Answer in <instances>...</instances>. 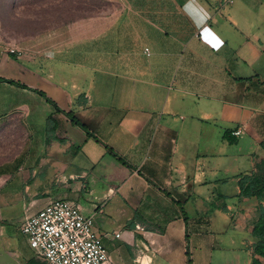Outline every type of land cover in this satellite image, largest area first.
Returning a JSON list of instances; mask_svg holds the SVG:
<instances>
[{
  "label": "crops",
  "instance_id": "obj_1",
  "mask_svg": "<svg viewBox=\"0 0 264 264\" xmlns=\"http://www.w3.org/2000/svg\"><path fill=\"white\" fill-rule=\"evenodd\" d=\"M98 2L0 32V264H48L21 228L57 199L111 264H264L240 187L264 165V0Z\"/></svg>",
  "mask_w": 264,
  "mask_h": 264
},
{
  "label": "built area",
  "instance_id": "obj_2",
  "mask_svg": "<svg viewBox=\"0 0 264 264\" xmlns=\"http://www.w3.org/2000/svg\"><path fill=\"white\" fill-rule=\"evenodd\" d=\"M23 52L7 48L9 54L21 56ZM241 134V130L234 132L236 136ZM21 231L31 248L48 264H111V257L94 228L93 218L85 216L80 207L70 201L53 200L28 217Z\"/></svg>",
  "mask_w": 264,
  "mask_h": 264
},
{
  "label": "rangeland",
  "instance_id": "obj_3",
  "mask_svg": "<svg viewBox=\"0 0 264 264\" xmlns=\"http://www.w3.org/2000/svg\"><path fill=\"white\" fill-rule=\"evenodd\" d=\"M101 10L98 0H0V32L6 38H27ZM20 139L14 143L15 151Z\"/></svg>",
  "mask_w": 264,
  "mask_h": 264
},
{
  "label": "trees",
  "instance_id": "obj_4",
  "mask_svg": "<svg viewBox=\"0 0 264 264\" xmlns=\"http://www.w3.org/2000/svg\"><path fill=\"white\" fill-rule=\"evenodd\" d=\"M240 187L242 195H257L259 201L264 200V165L258 168L256 175L243 177ZM261 218L258 221L253 236L256 238L255 253L264 257V209L260 207Z\"/></svg>",
  "mask_w": 264,
  "mask_h": 264
}]
</instances>
